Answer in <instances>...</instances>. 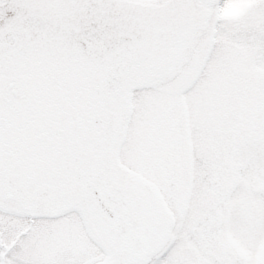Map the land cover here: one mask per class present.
<instances>
[{"label": "snow or ice", "instance_id": "1", "mask_svg": "<svg viewBox=\"0 0 264 264\" xmlns=\"http://www.w3.org/2000/svg\"><path fill=\"white\" fill-rule=\"evenodd\" d=\"M0 264H264V0H0Z\"/></svg>", "mask_w": 264, "mask_h": 264}]
</instances>
